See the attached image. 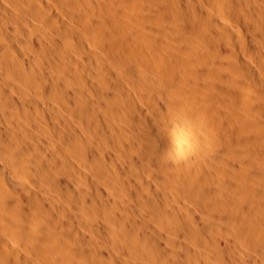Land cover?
<instances>
[{"label": "bare ground", "instance_id": "bare-ground-1", "mask_svg": "<svg viewBox=\"0 0 264 264\" xmlns=\"http://www.w3.org/2000/svg\"><path fill=\"white\" fill-rule=\"evenodd\" d=\"M0 264H264V0H0Z\"/></svg>", "mask_w": 264, "mask_h": 264}]
</instances>
